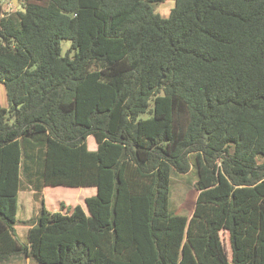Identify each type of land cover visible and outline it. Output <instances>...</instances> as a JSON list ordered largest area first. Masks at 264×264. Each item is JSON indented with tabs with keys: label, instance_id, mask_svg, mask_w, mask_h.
Segmentation results:
<instances>
[{
	"label": "trees",
	"instance_id": "1",
	"mask_svg": "<svg viewBox=\"0 0 264 264\" xmlns=\"http://www.w3.org/2000/svg\"><path fill=\"white\" fill-rule=\"evenodd\" d=\"M163 1L0 3V261L264 264V0ZM192 165L188 216L170 197ZM48 186L97 192L51 211ZM28 187L43 206L24 243Z\"/></svg>",
	"mask_w": 264,
	"mask_h": 264
},
{
	"label": "rangeland",
	"instance_id": "2",
	"mask_svg": "<svg viewBox=\"0 0 264 264\" xmlns=\"http://www.w3.org/2000/svg\"><path fill=\"white\" fill-rule=\"evenodd\" d=\"M14 0H0V3L10 9H14L17 3H13ZM19 4V2H18ZM175 6V0H165L163 2L154 3L155 11L162 14V16L169 15L171 9ZM16 10V9H15ZM13 10V11H15ZM10 11V10H9ZM8 11V12H9ZM12 12V11H11ZM62 54L65 55L72 47L71 40H63L61 43ZM74 51L72 50L73 54ZM0 103L8 105L7 92L5 85L0 83ZM151 104V108H152ZM149 113L142 114V118L149 117ZM88 140L89 149L95 150L97 143L93 136L89 137ZM198 178L197 169L192 165L191 170L187 174H174L172 177L171 185V197H170V208L172 211L178 214L191 216L197 200L199 191L196 188V181ZM30 187L23 189L18 194V221L16 223L17 234L21 241L24 243L28 242V230L30 224L36 219V216L40 212L43 202L41 198H36L29 189ZM96 188L94 187H82L73 188L68 186H48L44 189V198L46 207L51 210H58L62 201L70 206L77 204L82 205L84 210L88 212L85 204V199L88 196L96 194ZM223 242L226 249L231 257V247L229 242V236L227 232L221 233ZM0 264H38V262L25 255H18L8 261H0Z\"/></svg>",
	"mask_w": 264,
	"mask_h": 264
},
{
	"label": "crops",
	"instance_id": "3",
	"mask_svg": "<svg viewBox=\"0 0 264 264\" xmlns=\"http://www.w3.org/2000/svg\"><path fill=\"white\" fill-rule=\"evenodd\" d=\"M13 3H15V0H14ZM19 5L22 7V4H19ZM4 8H5L6 11H9V10H10L9 12H11V11L13 12V10H15V9L17 10V8H20V7H19L18 5H15V8H14V9H10V8H8V7H5V6H4ZM5 106H7V105H5ZM89 139H90V138H88V140H89ZM88 147H89V144H88ZM88 187H93V186H88ZM77 188H82V187H77ZM94 188H95V187H94ZM44 189H45V188H44ZM32 192L34 193V191H32ZM43 192H44V190H43ZM96 192H97V191H96Z\"/></svg>",
	"mask_w": 264,
	"mask_h": 264
},
{
	"label": "water",
	"instance_id": "4",
	"mask_svg": "<svg viewBox=\"0 0 264 264\" xmlns=\"http://www.w3.org/2000/svg\"><path fill=\"white\" fill-rule=\"evenodd\" d=\"M15 3H17V5L21 8V6L18 4V0H15ZM23 11H26L25 8H21Z\"/></svg>",
	"mask_w": 264,
	"mask_h": 264
}]
</instances>
